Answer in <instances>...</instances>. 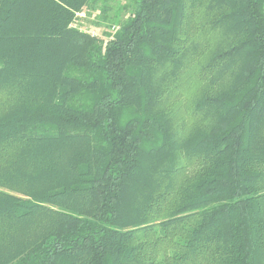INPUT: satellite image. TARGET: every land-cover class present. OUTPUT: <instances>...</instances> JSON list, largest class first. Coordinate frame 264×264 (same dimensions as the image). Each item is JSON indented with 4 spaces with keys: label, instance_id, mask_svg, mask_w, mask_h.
Segmentation results:
<instances>
[{
    "label": "trees",
    "instance_id": "obj_1",
    "mask_svg": "<svg viewBox=\"0 0 264 264\" xmlns=\"http://www.w3.org/2000/svg\"><path fill=\"white\" fill-rule=\"evenodd\" d=\"M96 1L0 0V264H264V0Z\"/></svg>",
    "mask_w": 264,
    "mask_h": 264
},
{
    "label": "rangeland",
    "instance_id": "obj_2",
    "mask_svg": "<svg viewBox=\"0 0 264 264\" xmlns=\"http://www.w3.org/2000/svg\"><path fill=\"white\" fill-rule=\"evenodd\" d=\"M118 2L127 4V0H98V2H92L88 8L85 7L81 14L78 15L77 20L74 22L75 27L81 31L88 32L104 40L109 30L103 25L104 23L102 24L100 21L101 15H99V13L102 14L101 9L106 6H108L110 9L117 6Z\"/></svg>",
    "mask_w": 264,
    "mask_h": 264
}]
</instances>
